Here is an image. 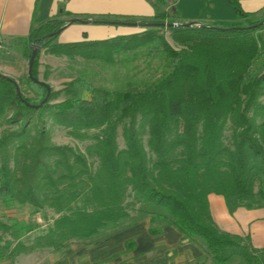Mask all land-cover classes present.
Returning a JSON list of instances; mask_svg holds the SVG:
<instances>
[{
	"label": "trees",
	"instance_id": "1",
	"mask_svg": "<svg viewBox=\"0 0 264 264\" xmlns=\"http://www.w3.org/2000/svg\"><path fill=\"white\" fill-rule=\"evenodd\" d=\"M233 5L246 26L166 29L177 49L159 35L164 28L76 44H55L56 33L67 23L61 19L31 31L24 40L28 61L32 45L54 56L107 63L117 55L146 50L150 58L164 59L166 72L145 88L130 84L117 91L79 78L65 86L67 99L52 104L57 93L51 90L39 108L35 106L46 99V86L28 77L35 98L19 96V85L0 74V128L8 127L0 137V203L7 210L29 205L57 216L28 243L24 240L36 225L0 221V264L37 250L58 251L71 241L91 240L119 227L129 218L131 197L138 201L140 215L149 219L151 236L172 226L183 241L203 248L211 264H264V250L253 247L248 236L219 229L209 204V196L216 195L224 198L230 215L241 208L264 209V39L262 26L252 28L260 21L247 20L251 15L236 1ZM168 18L162 13L123 23H173ZM105 20L95 24L110 23ZM39 59L40 51L35 79ZM50 121L74 138L93 140L89 156L53 145ZM120 127L123 150L118 146ZM90 131L98 134L90 137ZM126 247L131 251L134 243Z\"/></svg>",
	"mask_w": 264,
	"mask_h": 264
},
{
	"label": "crops",
	"instance_id": "2",
	"mask_svg": "<svg viewBox=\"0 0 264 264\" xmlns=\"http://www.w3.org/2000/svg\"><path fill=\"white\" fill-rule=\"evenodd\" d=\"M232 1L237 2L244 14L251 15L247 20L264 16V0H0V43L8 51L18 40L27 39L38 25L56 18L69 21L87 17L89 21L117 22L153 19L157 14L167 13V21L175 24L230 26L246 20L238 19ZM131 30L129 26L104 23L72 24L59 34L56 44L105 41L143 32L137 27ZM209 204L221 231L248 236L253 247L264 250V209L241 208L230 215L224 198L216 195L209 196ZM149 228V219L143 218L103 230L91 240L71 241L58 251L44 249L21 255L13 264H194L207 257L203 248L183 241V235L174 227H163L158 236H151ZM127 242L134 243L131 251H127Z\"/></svg>",
	"mask_w": 264,
	"mask_h": 264
},
{
	"label": "rangeland",
	"instance_id": "3",
	"mask_svg": "<svg viewBox=\"0 0 264 264\" xmlns=\"http://www.w3.org/2000/svg\"><path fill=\"white\" fill-rule=\"evenodd\" d=\"M256 20L262 22L264 21V16L254 19V21ZM117 22L122 23L123 21ZM234 24H239L241 26L247 25L246 20L238 21ZM261 26L262 30L260 31V34L264 39V24ZM135 28L131 27V29H133L131 31L133 32ZM138 29L143 30V32L145 31V28ZM159 35H163L171 47L175 49L179 48L172 40L170 32L166 29L159 32ZM129 36L130 35L123 37L117 36L106 40H116ZM57 39L55 40V44L57 43ZM25 51L26 42L23 39L15 42L8 51L3 49L0 50V74L6 77L10 76L9 78L12 77L11 79L19 85V89L24 95L35 98L27 86L29 61L24 56ZM22 60L23 64H21ZM39 64L38 80L44 82L53 92L57 93L56 99L51 102L52 104L67 99L66 94L64 93L65 86L79 78L89 81L96 88L117 91L127 88L130 84L145 88V86L161 78L166 72L164 59H152L148 56L146 50H140L125 55L120 54L114 57L113 62L107 63L95 60L88 61L82 58L70 59L64 56H54L48 54L47 50L44 49L40 50ZM21 65H23L22 68ZM260 103L264 104V96L260 99ZM6 130H8L7 126L0 128V137L6 132ZM47 131L49 132L51 143L53 145L71 147L84 155H88V148L93 147L96 144L91 139L79 140L74 138L69 134V130L57 127L51 121L48 122ZM97 134V131H90L88 133L90 137ZM230 136L231 132L228 128L226 131V137ZM144 139L146 144L147 136H145ZM118 146L120 150L126 148L125 139L123 137V127L119 128ZM91 161L95 162V168L98 167V160L96 158H92ZM127 204H129V218L124 221L125 223L123 222L122 225L143 219V216L139 213L140 205L134 197L129 198ZM56 218L57 216L54 212L48 209L38 211L29 205H25L7 210L0 203V221L8 222L9 219H16L37 226L36 232L28 236L24 240L25 243L32 241L40 232L46 230L53 224ZM207 258L208 256L201 262L207 260L206 264H211Z\"/></svg>",
	"mask_w": 264,
	"mask_h": 264
},
{
	"label": "water",
	"instance_id": "4",
	"mask_svg": "<svg viewBox=\"0 0 264 264\" xmlns=\"http://www.w3.org/2000/svg\"><path fill=\"white\" fill-rule=\"evenodd\" d=\"M95 24V21H85V20H81V19H71L69 21H67L66 25L60 30L58 31L56 34H60L67 26L72 25V24ZM111 25H120V26H129V27H137V28H164V29H182V28H190L193 26H199L201 25L200 23H187V24H175V23H160V24H142V23H108ZM264 24V21L260 22L258 25L253 26L252 28H255L257 26H261ZM49 36H53V35H49ZM32 54L31 57L29 59V64H28V77L34 81L37 84L46 86L47 88V97L46 99L43 101V103L39 106H35V108H39L41 107L43 104L47 103L48 97L51 93V89L49 86H47L44 82L39 81L38 79H35L33 77V66L37 57V54L40 51V47L38 45H32ZM17 93L20 96L21 95V91L19 89V87H17Z\"/></svg>",
	"mask_w": 264,
	"mask_h": 264
},
{
	"label": "built area",
	"instance_id": "5",
	"mask_svg": "<svg viewBox=\"0 0 264 264\" xmlns=\"http://www.w3.org/2000/svg\"><path fill=\"white\" fill-rule=\"evenodd\" d=\"M3 49V46H2V44L0 43V50H2Z\"/></svg>",
	"mask_w": 264,
	"mask_h": 264
}]
</instances>
